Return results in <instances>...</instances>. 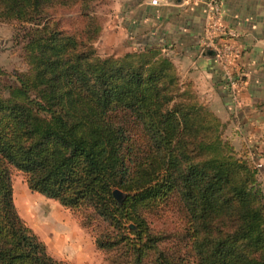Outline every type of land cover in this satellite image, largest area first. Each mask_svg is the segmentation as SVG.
I'll list each match as a JSON object with an SVG mask.
<instances>
[{"label":"trees","instance_id":"1","mask_svg":"<svg viewBox=\"0 0 264 264\" xmlns=\"http://www.w3.org/2000/svg\"><path fill=\"white\" fill-rule=\"evenodd\" d=\"M92 1L0 0L25 64L0 66V264H70L19 217L10 167L75 212L107 264H264L256 169L159 49L96 54ZM72 8L75 32L55 16ZM171 201L180 228L155 230L151 216Z\"/></svg>","mask_w":264,"mask_h":264},{"label":"rangeland","instance_id":"2","mask_svg":"<svg viewBox=\"0 0 264 264\" xmlns=\"http://www.w3.org/2000/svg\"><path fill=\"white\" fill-rule=\"evenodd\" d=\"M117 9L118 0H93L91 2L88 13L96 17L100 26L98 36L93 43V48L99 56L115 57L142 49L136 48L133 41L126 42L123 34L120 40L119 20L113 13H110ZM55 16L60 19V25L70 32L78 31L83 26L76 8L59 11ZM106 25H110L109 29H106ZM17 30L18 24L16 23L0 22V66L6 72H19L25 69L21 43L18 39L12 38ZM201 48L213 52L210 47H206L204 38ZM235 49L236 57L227 65L212 54L216 67L219 68L221 77L219 87L223 92L222 98L205 97L206 93H202L203 86L199 84H192L189 88V85H185L179 79L178 83L191 93L197 104L207 108L218 118L221 123L222 139L237 155L248 160L256 169L258 187L264 192V129L261 130L259 136L255 129L258 126L242 118L243 100L240 98V92L245 88V77L237 64L239 50L236 45ZM161 53L165 55L164 52ZM226 76L232 78L234 82L229 84ZM10 181L12 200L19 217L44 242L47 252L52 257L56 259L68 257L71 254L70 246L77 243L81 247L93 249L92 255L90 254L91 249L86 253L90 256L87 264H107L106 255L94 248L91 233L79 225L75 212L61 206L53 199L30 191L25 185L22 174L13 167H10ZM150 220L155 230L166 233L177 231L182 224L179 208L172 201L156 211ZM78 264H82V261Z\"/></svg>","mask_w":264,"mask_h":264},{"label":"crops","instance_id":"3","mask_svg":"<svg viewBox=\"0 0 264 264\" xmlns=\"http://www.w3.org/2000/svg\"><path fill=\"white\" fill-rule=\"evenodd\" d=\"M204 1L157 0L151 4L150 0H118V9L110 13L119 20L120 40L123 34V39L133 41L138 49H159L170 59L180 82L189 88L192 84L203 86L205 97L222 98L219 68L212 52L201 48L206 29ZM220 9L221 23L233 33L239 50L237 64L245 77L240 92L242 118L257 125L260 136L264 129V0H220ZM70 248L71 254L60 260L89 263L86 253L91 248L77 243Z\"/></svg>","mask_w":264,"mask_h":264},{"label":"built area","instance_id":"4","mask_svg":"<svg viewBox=\"0 0 264 264\" xmlns=\"http://www.w3.org/2000/svg\"><path fill=\"white\" fill-rule=\"evenodd\" d=\"M151 4H156L157 0H150ZM204 9L206 15V29L204 39L206 47H210L224 65L229 64L236 57L237 51L233 40V33L226 28L220 20L221 9L220 0H205ZM209 51V50H208ZM227 82L232 84L234 80L226 76Z\"/></svg>","mask_w":264,"mask_h":264},{"label":"water","instance_id":"5","mask_svg":"<svg viewBox=\"0 0 264 264\" xmlns=\"http://www.w3.org/2000/svg\"><path fill=\"white\" fill-rule=\"evenodd\" d=\"M112 193H113L114 196H118V193H117L116 190H113Z\"/></svg>","mask_w":264,"mask_h":264}]
</instances>
